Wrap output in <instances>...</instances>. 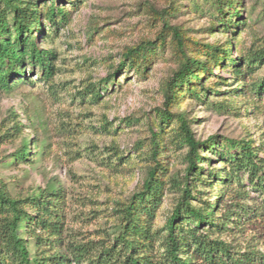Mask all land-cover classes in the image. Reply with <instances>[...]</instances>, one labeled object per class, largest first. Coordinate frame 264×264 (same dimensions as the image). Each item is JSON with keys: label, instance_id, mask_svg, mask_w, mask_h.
<instances>
[{"label": "rangeland", "instance_id": "rangeland-1", "mask_svg": "<svg viewBox=\"0 0 264 264\" xmlns=\"http://www.w3.org/2000/svg\"><path fill=\"white\" fill-rule=\"evenodd\" d=\"M233 1L224 17L229 21L219 24L216 19L222 15L204 0H53L55 7L67 10L66 21L55 31L42 21L50 36L43 39L37 27L30 38L55 53V91L50 93L42 80H36L40 69H31L30 64L25 68L27 81L0 88L1 131L14 132L13 125L20 124L13 140L0 142V184L21 195L37 187H61L69 205L83 209V216L91 215L87 223L70 225L94 233L113 223L116 203L127 201L141 186L153 132L163 139L159 151L165 178L181 177L187 148L175 143L177 113L188 119L197 140L215 136L263 141L264 94L250 93L248 85L264 79V59L245 76L246 94L233 91L242 82L230 61L226 68L213 67L203 76L208 90H201L198 81L177 88L168 106L171 119L159 122L167 108L164 86L181 63L164 22L180 29L191 55H200V45L224 47L231 39L229 57L242 58L244 68L249 49H264V0ZM234 10L240 12L239 20ZM148 41L156 43L144 62L126 61L119 69L128 48L143 47ZM91 88L97 89L98 97L89 92ZM24 140L35 145L26 162L17 161ZM200 154L211 159L214 169L221 166L213 153ZM198 185L204 199L215 194L200 188L203 182ZM172 187L163 194L156 226L163 224L176 202L178 190ZM82 197L90 199L84 207L70 201Z\"/></svg>", "mask_w": 264, "mask_h": 264}, {"label": "trees", "instance_id": "trees-1", "mask_svg": "<svg viewBox=\"0 0 264 264\" xmlns=\"http://www.w3.org/2000/svg\"><path fill=\"white\" fill-rule=\"evenodd\" d=\"M46 1L0 0V88L27 81L25 68L30 64L31 69H40L36 80H42L54 93L55 53L38 47L36 39L30 37L37 27L43 39L49 37L42 21L54 26L55 31L66 21L68 12L64 7H55L53 0L49 5ZM205 2H211L215 13L222 15L216 19L219 24L229 21L224 17L226 8L234 6L233 0ZM233 13L239 20L240 12ZM162 27L172 32L181 63L164 86L167 108L160 115V123L172 117L168 106L178 94L177 88L198 81L201 90H208L201 82L203 76L213 67L226 68L230 61L235 67L233 73L242 82L233 91L246 94L244 78L251 74L255 62L264 59V49H249L242 68V58L229 57L231 39L224 47L200 45L201 53L196 56L188 52L191 47L184 43L177 26L164 22ZM155 43L148 41L143 47L128 48L119 69L126 61L141 58L144 62ZM248 86L250 93L264 94V79ZM89 92L98 97L97 89ZM174 118L175 143L187 148L181 177L165 178L167 169L159 151L163 139L153 132V148L141 186L127 201L116 203L111 214L113 223L94 233L70 225L87 223L91 215L83 216V209L69 205L61 187H37L21 195L11 194L0 184V264H264V140L254 144L252 140L209 136L201 141L195 138L183 113ZM19 126L18 122L13 125L14 132L0 129V142L13 140L20 132ZM32 144L24 140L15 159L26 162ZM200 151L213 153L221 166L211 167V159L201 156ZM202 182L200 188L215 190L210 199H204L198 189ZM172 186L177 188L178 197L163 224L156 226L163 194ZM70 201L84 207L90 199Z\"/></svg>", "mask_w": 264, "mask_h": 264}]
</instances>
